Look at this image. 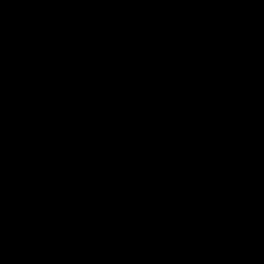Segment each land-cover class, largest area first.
I'll return each instance as SVG.
<instances>
[{"label": "water", "instance_id": "1", "mask_svg": "<svg viewBox=\"0 0 264 264\" xmlns=\"http://www.w3.org/2000/svg\"><path fill=\"white\" fill-rule=\"evenodd\" d=\"M0 264H264V0H0Z\"/></svg>", "mask_w": 264, "mask_h": 264}]
</instances>
